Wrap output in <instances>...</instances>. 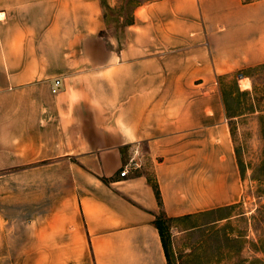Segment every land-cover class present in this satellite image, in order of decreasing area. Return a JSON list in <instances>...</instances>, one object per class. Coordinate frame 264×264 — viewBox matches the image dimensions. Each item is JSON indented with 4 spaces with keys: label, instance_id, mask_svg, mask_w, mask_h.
<instances>
[{
    "label": "crops",
    "instance_id": "0c3cea01",
    "mask_svg": "<svg viewBox=\"0 0 264 264\" xmlns=\"http://www.w3.org/2000/svg\"><path fill=\"white\" fill-rule=\"evenodd\" d=\"M125 14L0 0V264H168L158 216L242 199L222 79L264 65V0Z\"/></svg>",
    "mask_w": 264,
    "mask_h": 264
},
{
    "label": "rangeland",
    "instance_id": "374dc122",
    "mask_svg": "<svg viewBox=\"0 0 264 264\" xmlns=\"http://www.w3.org/2000/svg\"><path fill=\"white\" fill-rule=\"evenodd\" d=\"M104 8L112 27L138 4L115 0L122 9ZM225 76L230 131L242 178L241 201L221 213L188 220H164L163 236L171 264H264V67ZM247 76H249L247 78Z\"/></svg>",
    "mask_w": 264,
    "mask_h": 264
},
{
    "label": "trees",
    "instance_id": "16d2710c",
    "mask_svg": "<svg viewBox=\"0 0 264 264\" xmlns=\"http://www.w3.org/2000/svg\"><path fill=\"white\" fill-rule=\"evenodd\" d=\"M101 2H102V6L104 7L105 6L104 1L101 0ZM260 67H264V65H261L258 68H260ZM227 95H228L227 93L224 94V92H223L224 102L226 103V108H227V110L229 112L230 111V106H229V103H228ZM157 196H158V199H159V192L158 191H157ZM185 219L186 218H179L177 220H185ZM164 220L172 221L174 219H171V218H168V217H165V216H158L156 218V220L154 221V224L157 227V229L159 230V233H160V236H161V239H162L164 248H165V252H166V257H167V260H168V264H171L170 259H169V255L167 253L166 245H165V242H164V236H163V228H164V225H163V222L162 221H164Z\"/></svg>",
    "mask_w": 264,
    "mask_h": 264
},
{
    "label": "built area",
    "instance_id": "2783aa9c",
    "mask_svg": "<svg viewBox=\"0 0 264 264\" xmlns=\"http://www.w3.org/2000/svg\"><path fill=\"white\" fill-rule=\"evenodd\" d=\"M60 84H61V81H60L59 79L55 80L54 85H53V87H52V92H53L54 94H55V93H58V92L60 91ZM130 162H133V163H132V166H135V167L138 166V164L135 163L133 160H131ZM129 168H130L129 165H125V166L123 167L122 171L120 172V175H121V176H125L126 174H128V173H129Z\"/></svg>",
    "mask_w": 264,
    "mask_h": 264
},
{
    "label": "water",
    "instance_id": "95a60500",
    "mask_svg": "<svg viewBox=\"0 0 264 264\" xmlns=\"http://www.w3.org/2000/svg\"><path fill=\"white\" fill-rule=\"evenodd\" d=\"M238 78H239V79L242 78V75L240 74V75L238 76Z\"/></svg>",
    "mask_w": 264,
    "mask_h": 264
},
{
    "label": "clouds",
    "instance_id": "9594fccd",
    "mask_svg": "<svg viewBox=\"0 0 264 264\" xmlns=\"http://www.w3.org/2000/svg\"><path fill=\"white\" fill-rule=\"evenodd\" d=\"M130 127V126H129Z\"/></svg>",
    "mask_w": 264,
    "mask_h": 264
}]
</instances>
